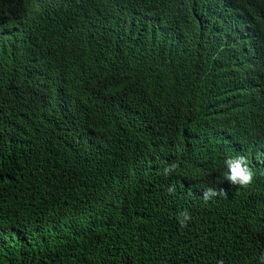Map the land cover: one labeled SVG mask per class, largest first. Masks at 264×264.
I'll use <instances>...</instances> for the list:
<instances>
[{
  "label": "trees",
  "instance_id": "1",
  "mask_svg": "<svg viewBox=\"0 0 264 264\" xmlns=\"http://www.w3.org/2000/svg\"><path fill=\"white\" fill-rule=\"evenodd\" d=\"M261 256L264 0H0V264Z\"/></svg>",
  "mask_w": 264,
  "mask_h": 264
},
{
  "label": "clouds",
  "instance_id": "2",
  "mask_svg": "<svg viewBox=\"0 0 264 264\" xmlns=\"http://www.w3.org/2000/svg\"><path fill=\"white\" fill-rule=\"evenodd\" d=\"M247 59L248 57L244 56L242 62H246ZM231 146L233 147L234 145H231ZM239 148H240V145L235 146L234 149L231 150L233 152L232 158H228L225 161V164L229 170L225 177L227 180H229L234 185L248 186L252 183L254 179V172L249 167L247 158L244 156H240L242 155L241 152L244 149V147H241L240 149ZM176 168H177L176 164L174 163L170 164L164 168V173L166 175H169L173 173L176 170ZM173 191H174V188H169V192H173ZM218 195H227V194L223 189H221L220 191H217L215 189L209 188L204 193V199L207 200V199L216 197ZM191 219L192 217L190 213L185 211V212H182L180 216L178 217V222L180 223L182 227H186L187 222L190 221ZM217 264H224V261L218 260ZM260 264H264V256L260 257Z\"/></svg>",
  "mask_w": 264,
  "mask_h": 264
}]
</instances>
